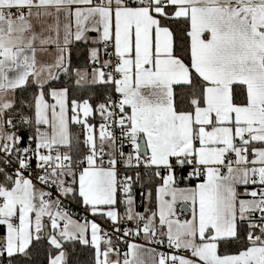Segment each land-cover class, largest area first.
Returning a JSON list of instances; mask_svg holds the SVG:
<instances>
[{
    "label": "snow or ice",
    "instance_id": "snow-or-ice-1",
    "mask_svg": "<svg viewBox=\"0 0 264 264\" xmlns=\"http://www.w3.org/2000/svg\"><path fill=\"white\" fill-rule=\"evenodd\" d=\"M0 264H264V0H0Z\"/></svg>",
    "mask_w": 264,
    "mask_h": 264
}]
</instances>
